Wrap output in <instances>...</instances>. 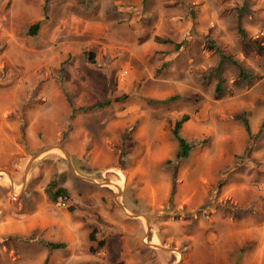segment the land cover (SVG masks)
I'll list each match as a JSON object with an SVG mask.
<instances>
[{
    "label": "rangeland",
    "instance_id": "1",
    "mask_svg": "<svg viewBox=\"0 0 264 264\" xmlns=\"http://www.w3.org/2000/svg\"><path fill=\"white\" fill-rule=\"evenodd\" d=\"M230 1L198 53L145 42L163 0H0V264H264V0Z\"/></svg>",
    "mask_w": 264,
    "mask_h": 264
},
{
    "label": "crops",
    "instance_id": "2",
    "mask_svg": "<svg viewBox=\"0 0 264 264\" xmlns=\"http://www.w3.org/2000/svg\"><path fill=\"white\" fill-rule=\"evenodd\" d=\"M167 2L178 7L173 9L177 16L176 24L171 27L170 32L160 30L161 25L167 26L165 18H161L154 31L144 39L150 45L155 43L154 39L170 42L169 39L174 40L177 36V45L182 42L193 44L197 46L199 53L204 41L210 39L211 32L224 39L235 38L237 22L243 18L242 14L237 19L233 15L237 9L231 6L230 0H163V4Z\"/></svg>",
    "mask_w": 264,
    "mask_h": 264
},
{
    "label": "trees",
    "instance_id": "3",
    "mask_svg": "<svg viewBox=\"0 0 264 264\" xmlns=\"http://www.w3.org/2000/svg\"><path fill=\"white\" fill-rule=\"evenodd\" d=\"M36 30H37V23H33L28 27L27 33L28 34H34ZM238 31H239V33H241L240 27L238 28ZM216 51H218V50H216ZM117 99L118 98H113L114 101H116ZM109 102H110V100L107 99L98 105H91L88 107H79L78 109L85 111L87 109H91V108L96 107V106L101 107V106L107 105ZM73 110H74V108H72V111ZM186 119H187V116L183 115L180 119L176 120L174 122V125H173L172 130H171V133L177 142V150L174 154V157H176V158L185 157L187 155L188 150L191 147V145L188 144L178 133L181 122L186 120ZM241 121H242V125H243L245 131L249 132V128H248L247 121H246L245 117H242ZM45 194L50 200H56V198L58 196H61L64 201L67 199V190L64 187L57 185L54 180H51L48 183L47 187L45 188ZM89 239L94 240L92 234L89 235ZM96 244L97 245L101 244V241L100 240L97 241ZM49 245L52 248H55V247H61L62 244L61 243H59V244L50 243ZM90 250H92L91 247H90Z\"/></svg>",
    "mask_w": 264,
    "mask_h": 264
},
{
    "label": "built area",
    "instance_id": "4",
    "mask_svg": "<svg viewBox=\"0 0 264 264\" xmlns=\"http://www.w3.org/2000/svg\"><path fill=\"white\" fill-rule=\"evenodd\" d=\"M56 199H57L56 203L58 205H62L63 206L65 204V202H64V200H63V198L61 196H58Z\"/></svg>",
    "mask_w": 264,
    "mask_h": 264
}]
</instances>
